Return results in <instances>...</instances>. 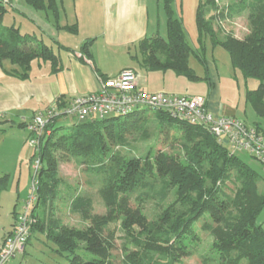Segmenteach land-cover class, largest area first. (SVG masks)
<instances>
[{"label":"trees","instance_id":"obj_1","mask_svg":"<svg viewBox=\"0 0 264 264\" xmlns=\"http://www.w3.org/2000/svg\"><path fill=\"white\" fill-rule=\"evenodd\" d=\"M11 1H0V69L4 70L8 61L14 68L4 72L19 80L29 79L34 61L50 63L53 72L60 71V57L51 46L35 34H23L15 18L9 22ZM25 1L35 10L46 8L45 0ZM221 1L200 0L196 17L199 34H208L215 46L223 47L233 68L246 81L259 82L256 90L247 91V101L257 116L264 118V0H235L236 4L220 12ZM171 3L172 0H164L167 39L157 35L139 44L144 63L152 69L173 70L196 79L189 65L192 48L185 40L182 20L174 17ZM204 3L219 13V19L247 11L248 35L239 39L227 34L218 39L204 15ZM48 8L57 14L54 0H49ZM92 43L88 40L81 47L84 57H91ZM67 105L57 103L59 109ZM158 112L163 148L156 146L138 158L129 157L122 149L127 147L128 134L137 130L144 119L140 109L106 117L91 125L66 128L58 124L62 117L48 123L32 156L39 167L31 217L38 221L39 205L57 197V182L51 173L58 160L68 157L82 159L89 169L102 174L99 194L106 207L105 215L95 214L91 198L77 197L72 202L73 211L88 226L79 231L53 222L47 228L53 233L47 232L46 237L55 247L54 255L65 260V264H115L112 256L115 235L113 232L106 235L105 228L120 223L124 230L137 226L143 236L136 241L137 249L125 254L123 264H179L192 255L193 245L201 243L204 236L211 239V250L218 254L221 264H264V229L258 223L264 195L258 190L259 174L202 126ZM27 125L23 122L21 127ZM7 182L8 176L0 179V191ZM170 192L176 196V206L164 211L157 222H149L140 204L147 200L164 201ZM134 195L137 207L131 203ZM41 218L38 225H31V236L41 231L44 223Z\"/></svg>","mask_w":264,"mask_h":264},{"label":"rangeland","instance_id":"obj_2","mask_svg":"<svg viewBox=\"0 0 264 264\" xmlns=\"http://www.w3.org/2000/svg\"><path fill=\"white\" fill-rule=\"evenodd\" d=\"M12 1L16 10L11 9L9 11L7 15L10 18L8 19L9 22H13L12 20L15 18L16 25L22 26V30L26 29L25 31L28 33H35L39 39L42 37L48 46L53 47L56 54H59V50L58 45L52 42L53 39L65 44L69 43L65 41L66 38H69L72 48L80 47V39L77 36L67 35L57 29L55 14L48 8L49 0H45L46 8L42 10L33 9L27 5L25 0ZM55 1L59 10V21L65 25L67 20L70 24L75 23L76 15H84L85 7L83 8V6H85V2L88 3L87 5H93L95 0ZM196 1L172 0L171 3L174 17L183 20L185 40L192 48L189 65L197 76L196 79L178 75L173 70L162 71L150 68L144 63L139 45L125 51H114L103 49V46L98 43V53L95 55L94 62L98 71L101 74L119 75L124 69L131 68L138 74L137 80L140 81L141 88L150 93L189 98L205 97L206 100L213 96L225 106L235 109L240 120H245L249 126L259 127L260 130L264 131V118L258 117L247 101V91L256 89L255 85L258 87L259 82L254 79L246 81L241 72L233 68L228 52L221 46H215L208 34H199L196 16L192 9V4ZM232 4H236L235 0H222L219 11H224V8ZM150 5L152 22L157 25L155 31H158L160 37L167 39L168 19L164 0H152ZM21 12L26 13L28 17L24 19L25 16ZM235 13L231 18L219 19L217 18L219 13L212 10L209 4L204 3V15L206 20L211 22V28L218 39H223L227 34L234 35L239 39H244L248 35L250 31L248 12L238 11ZM42 31L45 32L44 37ZM60 55L66 62V54L61 52ZM38 63L43 68L48 66L47 68L51 72L52 67L49 64H44L43 61H36L33 66ZM13 68L8 61L4 63V71H12ZM2 70L0 69V91L8 90L12 83L21 84V82L28 80L4 76ZM35 72L33 69L29 74L30 80L35 83L43 82L50 77L46 69H42L40 73ZM38 107L34 102H31L26 111L21 110L20 107L0 108L2 111L0 114V179L8 176L7 186L0 191V248L5 234L13 229L16 220L24 214L26 203L33 194V184L37 182L35 179L36 164L32 159L35 148L31 144L35 135L26 126L21 127V124L23 122L29 124L34 111L45 110L44 105ZM140 110L144 113V119L138 124L137 130L128 134L126 138L127 147L122 149L131 158L144 157L150 149L156 146L159 149L163 148L159 133L160 113L153 109L142 108ZM98 121H101V118L94 121L86 120L85 122H79L76 119H61L58 124L67 128L77 124L91 125ZM230 150L234 152L232 149ZM234 153L242 162L259 174L258 190L264 195V164L249 152L236 151ZM51 175L57 182L55 187L57 197L49 200L46 204L41 203L39 205L37 209L38 221L31 217L32 208L30 210L31 225L36 223L38 225L39 219L43 217L44 223L41 225L43 229L40 228V232L36 231L31 236L24 253L17 255L7 264H65V260L54 255L52 248L55 247L49 242L46 233H53L51 229H47L53 222L59 226H66L79 231H84L87 228L88 223L84 222L80 214L74 212L72 208V202L77 197L91 198L93 200V212L98 215L106 214L105 204L99 194L103 176L96 169H89L82 159L68 157L58 160ZM206 184H210V181H207ZM155 185L158 187L159 182ZM233 187L232 184H228V188L233 189ZM227 193L230 191L227 190ZM135 196L131 201L133 207L138 206L134 200ZM175 200L176 196L170 192L166 200H147L142 202L140 207L148 221L155 223L164 211L171 206H176ZM176 208L178 209L180 206L177 205ZM258 223L264 229V208L259 214ZM141 231L137 226L124 230L120 223L105 228L106 235L111 232L115 235L116 248L112 252L115 264H123L125 254L137 249L136 241L143 237L140 234ZM80 244L83 246V243ZM210 246L211 239L204 236L201 243L193 245L192 255L182 259L179 264H221L218 254L211 250Z\"/></svg>","mask_w":264,"mask_h":264},{"label":"crops","instance_id":"obj_3","mask_svg":"<svg viewBox=\"0 0 264 264\" xmlns=\"http://www.w3.org/2000/svg\"><path fill=\"white\" fill-rule=\"evenodd\" d=\"M12 2L13 1H11V4ZM54 2L57 9V14L54 13L57 29L59 32H65L67 35L77 36L80 39V47L75 46L72 48L69 38L65 40L69 43L65 44L53 39L52 42L58 45V55L61 60L62 69L55 73L51 67V72H49L48 66L43 68L40 63L36 66L32 64L31 72L35 69V73H40L42 69H46L50 77L40 83H35L31 81L30 78L25 82H21V84L12 83L8 87V90L0 91V108L3 107V109H8L20 107L21 110L26 111L28 110L27 106L31 102H34V104L39 107L44 105L46 110L53 105H57L59 102L69 104L74 98L95 93L101 89V82L104 78H115L118 76L107 73L101 74L98 71L94 63L95 55L98 53V43L103 46V49L125 51L139 45L140 42L145 39L154 38L158 35V31H155L157 30V25H154V22H152L150 14V2H152V0H95L93 5H87L88 3L85 2V6H83V8L85 7L83 11L84 15H76L74 18L75 23L72 24L65 19V25H62L59 21L60 16L57 2L55 0ZM199 5L200 0L192 4L193 14L196 17ZM13 9L15 8L13 7ZM21 14L25 16L24 19L28 17L24 12H21ZM179 19L182 20V18ZM157 22L156 24H158ZM20 28L23 34H35L26 32V29L22 30V26H20ZM73 28H75V31ZM44 35L45 32H43L42 36L44 37ZM40 38L43 40L42 37ZM88 40H92L93 42L90 46L92 49H89L91 55L89 58L84 57L81 52V47ZM61 52L66 54V62L62 59L60 55ZM44 64H49L51 66L50 63ZM2 72L4 76L12 77L4 72V70H2ZM101 76L103 78H101ZM138 86L140 89L150 93L148 90L141 88L139 80ZM255 88L257 89V85H255ZM256 89H251L249 91ZM206 101L208 109L213 115L217 117L224 116L239 119L235 109L225 106L216 98H213V96ZM38 112H40V110L34 111L33 117ZM1 113L2 111H0V114ZM261 132L264 136V131L261 130Z\"/></svg>","mask_w":264,"mask_h":264},{"label":"built area","instance_id":"obj_4","mask_svg":"<svg viewBox=\"0 0 264 264\" xmlns=\"http://www.w3.org/2000/svg\"><path fill=\"white\" fill-rule=\"evenodd\" d=\"M8 3L10 0H0ZM101 89L95 93L74 98L64 109L53 105L35 114L27 125L35 135L31 141L36 148L48 123L52 119L85 122L97 118L126 115L136 109H153L167 112L171 117L192 125L202 126L214 136L221 145L236 151H246L264 164V136L260 129L249 126L245 121L235 117H217L213 115L203 97H178L167 94H151L138 86L137 74L132 69L122 71L115 78L103 80ZM36 162L35 169H38ZM36 186L25 206V212L15 225L0 248V264H7L11 259L25 252L31 236L30 210L36 201Z\"/></svg>","mask_w":264,"mask_h":264}]
</instances>
